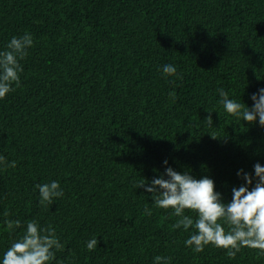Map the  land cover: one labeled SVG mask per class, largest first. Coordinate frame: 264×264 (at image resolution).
I'll return each mask as SVG.
<instances>
[{"label":"trees","instance_id":"1","mask_svg":"<svg viewBox=\"0 0 264 264\" xmlns=\"http://www.w3.org/2000/svg\"><path fill=\"white\" fill-rule=\"evenodd\" d=\"M26 31L21 86L0 100V154L16 161L0 167V252L37 220L64 245L56 264H264L255 249L185 248L171 209L134 186L166 158L227 200L236 170L264 163V128L227 115L217 92L251 104L264 87V0H0V50ZM169 63L177 76L158 70ZM50 180L65 194L42 206L35 185Z\"/></svg>","mask_w":264,"mask_h":264},{"label":"clouds","instance_id":"2","mask_svg":"<svg viewBox=\"0 0 264 264\" xmlns=\"http://www.w3.org/2000/svg\"><path fill=\"white\" fill-rule=\"evenodd\" d=\"M33 46V35L26 31L23 35L12 36L4 50H0V100L21 86L20 73L23 69L20 60ZM158 70L166 77L178 75L174 64H164ZM217 92L218 103L227 115L235 121H243L247 126L264 128V87L249 95L251 104L230 97L223 88L217 89ZM168 95L175 102V91ZM207 112L203 120L211 129L214 127L212 113L216 111ZM208 133L212 138H218ZM162 165L163 171L157 170L150 179L137 181L134 186L151 195L152 207L171 209L169 215L176 218L173 230L189 233L183 241L185 248L201 253L207 246H213L225 250L230 259H234L241 249L249 248L264 256V163L255 162L251 171L243 167L237 169L235 175L240 183L231 187V198L227 200L210 176L197 178L191 171H178L169 165L166 158ZM0 167L15 168L16 161H8L0 154ZM35 189L42 206L52 205L65 194L58 180L36 184ZM152 207L146 205L143 214L151 216ZM186 210L195 215L186 214ZM5 223L11 231L21 228L18 219ZM97 245V237L85 241L88 251L95 250ZM63 248L53 227L44 228L37 220H29L24 224L22 233L0 252V264H56V252ZM153 264H171V257L157 255Z\"/></svg>","mask_w":264,"mask_h":264}]
</instances>
